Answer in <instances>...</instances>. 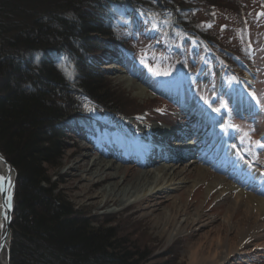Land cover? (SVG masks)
I'll use <instances>...</instances> for the list:
<instances>
[{"label": "trees", "instance_id": "trees-1", "mask_svg": "<svg viewBox=\"0 0 264 264\" xmlns=\"http://www.w3.org/2000/svg\"><path fill=\"white\" fill-rule=\"evenodd\" d=\"M188 1L0 0V151L17 171L9 264H157L112 220L76 208L52 175L67 131L101 123L78 115L77 99L124 116L99 69L107 56L127 63L115 27L158 12L167 16L148 36L167 25L168 36L201 39Z\"/></svg>", "mask_w": 264, "mask_h": 264}, {"label": "rangeland", "instance_id": "rangeland-1", "mask_svg": "<svg viewBox=\"0 0 264 264\" xmlns=\"http://www.w3.org/2000/svg\"><path fill=\"white\" fill-rule=\"evenodd\" d=\"M188 2L191 4L190 14L193 17L191 18L203 33L201 39L185 38L184 34L177 32L173 36H168L170 33L167 25L160 26L157 33L148 36V32L156 27L157 22H163L167 16V14L161 16L158 12L156 19L140 20L136 26L133 25V20L125 21L121 23L123 27H127L125 30L115 27L113 31L118 41L122 39L121 43H125L128 48L126 59L133 83L145 88L147 96L152 99L144 100L134 95L132 90L116 81L114 71L110 72L106 69L109 62L114 61L113 59L123 61L125 60L123 57L107 56L99 67L101 77L114 88L115 99L118 101L116 107L122 110L124 118L126 115L134 118L142 116L143 121L150 122L147 115H143L147 112L149 116L156 118L155 120L171 122L174 117L181 115L188 116L193 113L194 117L196 114L194 112L199 111L207 115L218 113V126L221 127L223 144L221 149L235 155L234 163L249 166L255 178L258 175L264 178V147L260 146L264 145V0H189ZM209 40L215 44H209ZM96 55H105V53L99 51ZM246 72L250 75L248 80L244 78L247 77ZM244 83L247 84L244 86ZM163 96L182 98L184 107L180 109ZM77 106L78 115L96 119L101 123L95 122L90 127V132L87 129L67 131L70 138L66 140V148L62 150L59 168L53 173L52 180L59 181V190L76 208L90 212L93 220H112L118 230L127 233L130 241L136 240L147 248L150 251L148 263L186 264L182 254L186 250L188 241L179 239L180 235H174L175 232L170 237L158 235V229L152 225L153 218H138V214H134L135 206L111 213L109 209L99 208L97 204L88 203L80 196L79 180L65 173L69 161L74 157H69V154L83 151L81 146L87 145L93 137L94 139L98 137L96 142L101 150L112 152L104 136L110 137L112 132H117L116 138L120 143H124L123 137L120 136L122 127L117 125V120L124 118L115 115L112 108L110 112L115 113L114 119L105 121L104 115L109 111L92 104L87 99H77ZM88 107H93V111L88 112ZM189 125L187 121L178 120L174 127L185 134ZM186 140L184 139L183 143ZM89 150L92 153L97 152L92 145ZM129 158L127 162L131 166H126L127 175L132 176L136 171L141 170L142 166L135 157ZM190 158L191 156L183 157L176 163L180 167L197 166L205 171L204 173L209 172L215 178L225 180V184L214 191L216 194L224 187L230 188L232 184H237L242 187L243 192L264 198L263 188V191L255 192L254 188L241 183L236 177L215 169L211 163L198 159L196 162H188ZM197 167L191 169L192 177L188 180L190 182L188 187L192 185L191 182L194 183L198 179L200 180L198 184L204 183L201 186L205 190L212 182L201 181ZM194 184L196 185L197 182ZM195 185L192 187L193 190ZM98 187L96 186L94 190ZM239 189L231 187L232 194ZM16 190L15 182V193ZM184 197L186 199L185 191ZM204 199L199 197V201H196L190 198V202H196L197 206ZM231 199L233 197L229 198V201ZM227 205L228 203H224L222 213ZM167 209L168 205H163L161 210L156 211L152 216Z\"/></svg>", "mask_w": 264, "mask_h": 264}, {"label": "bare ground", "instance_id": "bare-ground-1", "mask_svg": "<svg viewBox=\"0 0 264 264\" xmlns=\"http://www.w3.org/2000/svg\"><path fill=\"white\" fill-rule=\"evenodd\" d=\"M106 69L114 71L116 81L132 90L134 95L144 100L152 99L147 96L145 88L133 83V78L125 74L126 70L119 64L110 63ZM246 75L244 78L248 80L249 72ZM92 108L88 107L87 111H93ZM194 113V117L192 113L173 119L174 124L178 120L192 122L189 123L188 131L182 134L177 127L154 121L156 118L147 112L143 115H147L150 122L143 121L142 116L124 118L109 111L104 115L105 121L114 119V114L124 118L117 120V125L122 127L119 135L123 137L124 143L114 144L110 139L113 153L108 155L98 152H93V155L89 150L91 145L94 148L92 141L81 146L83 151L69 154V157H74L69 161L65 173L79 180L80 196L88 203L107 208L111 213L135 206L134 214H138V218H153L152 225L158 229V235L170 237L175 232L174 235H180L179 239L187 240L186 250L182 254L186 264H264V198L243 192L237 184L231 185L240 188L235 194H232L233 190L229 186L216 194L214 191L224 185L225 180L217 179L209 172L204 173L197 166L194 167H197L201 181L212 183L204 190L201 186L204 183L198 184L200 180L197 179V186L191 182L192 185L188 187V180L192 177L191 169L195 168L190 165L180 167L176 163L186 153L192 155V159L199 158L211 163L215 169L236 177L241 183L254 188L255 192L264 189L262 176L255 178L249 166L234 163L235 155L221 149L223 144L221 127L218 126L219 114L207 115L201 111ZM173 137H177V140L172 141ZM184 139H187L185 143ZM151 142H158L159 145H151ZM124 144L129 145L126 150ZM128 156L139 159L142 166L132 176L127 175L126 166H131L127 162ZM151 158H155L154 161ZM191 158L188 162H196ZM12 166L0 158V177L5 178L0 187L6 189L0 191V224L3 225L0 227V264H7L9 254V241L3 236L9 194L11 206L15 201L13 182H16L17 171L15 169V178ZM96 186L99 187L95 191ZM184 191L186 199L183 198ZM199 197L205 198L199 205L190 202V198L199 201ZM231 197L233 199L229 201ZM224 203L228 205L222 213ZM163 205H168V209L153 217Z\"/></svg>", "mask_w": 264, "mask_h": 264}, {"label": "water", "instance_id": "water-1", "mask_svg": "<svg viewBox=\"0 0 264 264\" xmlns=\"http://www.w3.org/2000/svg\"><path fill=\"white\" fill-rule=\"evenodd\" d=\"M0 158L11 165V163L8 162V160L5 158V156L2 154V152L0 151ZM12 166V165H11ZM13 167V166H12ZM14 171H15V168L13 167ZM14 175H15V178H16V171L14 172ZM13 187L15 189V180L13 182ZM15 201L12 202V206L10 209L7 210L6 212V215H7V219H5V223H6V229H5V233H4V236L6 238V240L9 241V254H8V262L7 264H9L10 262V247H11V243H12V235H13V232H12V222H13V215H14V212H15ZM6 240H3V242H5Z\"/></svg>", "mask_w": 264, "mask_h": 264}, {"label": "snow or ice", "instance_id": "snow-or-ice-1", "mask_svg": "<svg viewBox=\"0 0 264 264\" xmlns=\"http://www.w3.org/2000/svg\"><path fill=\"white\" fill-rule=\"evenodd\" d=\"M253 98L255 99L256 97L254 96ZM260 146H261V147H264V145H260ZM4 179H5L4 177H0V185L3 184ZM3 190H6V189L0 187V191H3ZM6 206H7L8 209L11 208V196H10V194H9V196H8ZM5 219H7V215H5ZM2 226H3V225L0 224V227H2Z\"/></svg>", "mask_w": 264, "mask_h": 264}]
</instances>
